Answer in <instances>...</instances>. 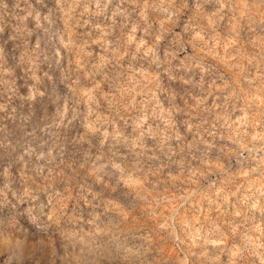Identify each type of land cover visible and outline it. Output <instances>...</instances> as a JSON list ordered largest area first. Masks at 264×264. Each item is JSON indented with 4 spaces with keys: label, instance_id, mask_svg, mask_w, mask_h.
<instances>
[{
    "label": "clouds",
    "instance_id": "obj_1",
    "mask_svg": "<svg viewBox=\"0 0 264 264\" xmlns=\"http://www.w3.org/2000/svg\"><path fill=\"white\" fill-rule=\"evenodd\" d=\"M0 264H264V0H0Z\"/></svg>",
    "mask_w": 264,
    "mask_h": 264
}]
</instances>
